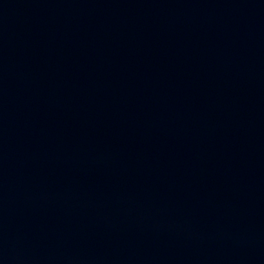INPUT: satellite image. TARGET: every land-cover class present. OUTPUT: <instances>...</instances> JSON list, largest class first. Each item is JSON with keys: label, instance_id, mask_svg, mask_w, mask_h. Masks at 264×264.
Returning a JSON list of instances; mask_svg holds the SVG:
<instances>
[{"label": "water", "instance_id": "obj_1", "mask_svg": "<svg viewBox=\"0 0 264 264\" xmlns=\"http://www.w3.org/2000/svg\"><path fill=\"white\" fill-rule=\"evenodd\" d=\"M0 264H264V0H0Z\"/></svg>", "mask_w": 264, "mask_h": 264}]
</instances>
